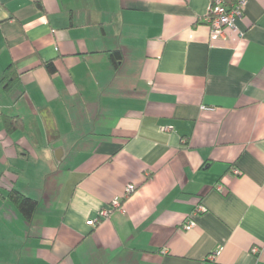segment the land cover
Returning a JSON list of instances; mask_svg holds the SVG:
<instances>
[{"label": "crops", "instance_id": "obj_1", "mask_svg": "<svg viewBox=\"0 0 264 264\" xmlns=\"http://www.w3.org/2000/svg\"><path fill=\"white\" fill-rule=\"evenodd\" d=\"M210 1L0 0V264H264V0Z\"/></svg>", "mask_w": 264, "mask_h": 264}, {"label": "built area", "instance_id": "obj_2", "mask_svg": "<svg viewBox=\"0 0 264 264\" xmlns=\"http://www.w3.org/2000/svg\"><path fill=\"white\" fill-rule=\"evenodd\" d=\"M245 0H236L235 3L229 4L227 0H211L207 15L203 18L204 22L209 27V37L211 39H217L223 34V30L228 28L229 30L236 32L238 35H242L238 28L236 27V19L241 17L245 10ZM235 174L239 171L234 170ZM221 189V186L218 187ZM133 190V186L128 185L126 188L127 193ZM111 209L114 207H119V203L115 200L111 204ZM206 208L203 205H198L191 214L183 221L181 228L184 230L191 229L195 222L193 220V215L200 212H204ZM110 209H101L100 215L103 217L108 216ZM92 223V222H91ZM258 251L257 247L252 248V252L256 253Z\"/></svg>", "mask_w": 264, "mask_h": 264}, {"label": "trees", "instance_id": "obj_3", "mask_svg": "<svg viewBox=\"0 0 264 264\" xmlns=\"http://www.w3.org/2000/svg\"><path fill=\"white\" fill-rule=\"evenodd\" d=\"M110 56L112 57V60L115 61V63H117L121 59V54L117 51L111 52ZM46 68L49 72H53L55 70L52 62L46 63ZM13 123L16 122L14 121ZM9 199L19 209V211L26 219H29L31 217L36 208V201L34 199L21 194L15 189H11L9 191Z\"/></svg>", "mask_w": 264, "mask_h": 264}]
</instances>
